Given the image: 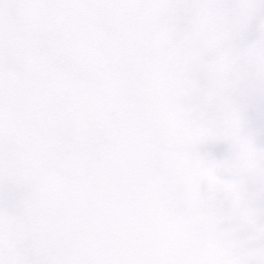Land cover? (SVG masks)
I'll return each instance as SVG.
<instances>
[{"label":"snow or ice","instance_id":"1","mask_svg":"<svg viewBox=\"0 0 264 264\" xmlns=\"http://www.w3.org/2000/svg\"><path fill=\"white\" fill-rule=\"evenodd\" d=\"M0 264H264V0H0Z\"/></svg>","mask_w":264,"mask_h":264}]
</instances>
